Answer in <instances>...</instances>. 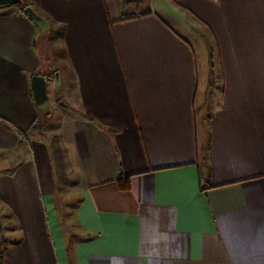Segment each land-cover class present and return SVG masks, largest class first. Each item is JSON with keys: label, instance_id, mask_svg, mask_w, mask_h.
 Masks as SVG:
<instances>
[{"label": "crops", "instance_id": "1", "mask_svg": "<svg viewBox=\"0 0 264 264\" xmlns=\"http://www.w3.org/2000/svg\"><path fill=\"white\" fill-rule=\"evenodd\" d=\"M34 1L0 9L4 264H264V0Z\"/></svg>", "mask_w": 264, "mask_h": 264}, {"label": "rangeland", "instance_id": "2", "mask_svg": "<svg viewBox=\"0 0 264 264\" xmlns=\"http://www.w3.org/2000/svg\"><path fill=\"white\" fill-rule=\"evenodd\" d=\"M25 1H28V2L32 3V6L34 8L37 7V3L34 0H31V1L30 0H25ZM142 4H143V0H142V3H141V6H142ZM62 29H63V26H57V30H52L48 34L46 33V36H48V37L50 36L52 38L51 41L49 42L50 44H53L54 43L53 40H54V37H55L56 38V42H57V46L58 45L60 46V41H61V38H62L61 36L63 34V30ZM53 45H51V47H49V49L42 50L43 53L45 54V56H47L45 63H47V65H49V68L51 70L54 69L55 67H58L59 66V62H58V60L56 58V54H58V53L64 54V50L62 49L63 46H62V48H60L59 46H58V48H54ZM214 50H215V47H214ZM214 54L216 56V52ZM216 58H217V56H216ZM199 60H200V66L204 69L205 64L203 63V61H204L203 57L200 56ZM212 61L213 60H211V64H212ZM217 71L220 72V69L217 68ZM52 77L54 78V75ZM61 79H62V76H61ZM55 86H56V88L58 87L57 80L55 81ZM56 96L62 98L64 96L63 91L57 92L56 93ZM56 96H53V99H52L55 102H56V100H55L56 99L55 98ZM54 108H55V106H52L51 105L49 107V111L50 110H53ZM52 128H53L52 124L46 123L45 129L46 130L48 129V131H46V133H48V135H49V132L53 130ZM0 226H1L2 230H3L2 236L4 238H6V241L8 239L7 236H9V231H11V230L13 232H16L15 233L16 236L19 235V230L20 229L17 228L18 225H17V222L15 220V217H13L11 215V213L9 212V210L7 209V207L5 206V204L2 203L1 201H0Z\"/></svg>", "mask_w": 264, "mask_h": 264}, {"label": "water", "instance_id": "3", "mask_svg": "<svg viewBox=\"0 0 264 264\" xmlns=\"http://www.w3.org/2000/svg\"><path fill=\"white\" fill-rule=\"evenodd\" d=\"M23 0H0V9H6L10 7H14L16 5H23ZM31 20H33L37 25H40L42 28L46 29L49 27L48 20L42 16L41 14L37 13L36 9L32 5H27L24 8V12ZM55 78L58 83L59 88L62 84V79L60 72H56ZM48 79L47 76L40 75V74H34L32 75V83H31V89L34 95V101H36L38 104H43L48 99Z\"/></svg>", "mask_w": 264, "mask_h": 264}, {"label": "trees", "instance_id": "4", "mask_svg": "<svg viewBox=\"0 0 264 264\" xmlns=\"http://www.w3.org/2000/svg\"><path fill=\"white\" fill-rule=\"evenodd\" d=\"M24 1V4L23 5H16L14 6V8H16L17 10L20 11V13H23L24 12V8L27 6V5H32V3L28 2V1ZM174 1H177V0H174ZM124 3L126 6L128 5H131L132 3L135 4L137 7H140L141 6V3H142V0H124ZM25 14V13H24ZM26 15V14H25ZM44 16V15H42ZM48 22L50 23V20L44 16ZM51 24V23H50ZM37 74H40V75H44L46 76V74L48 73H37ZM34 76V75H33ZM38 125H40V123H38ZM38 125L35 126V124L32 125V129H37L38 128ZM42 127V126H41ZM40 128V127H39ZM131 182H130V176H125V177H121L120 180H119V186L121 187V189L123 190H129L131 188ZM3 234V230L0 226V264H4L5 262V252L7 251V248L9 246V243L8 241H6V238H4L2 236Z\"/></svg>", "mask_w": 264, "mask_h": 264}]
</instances>
